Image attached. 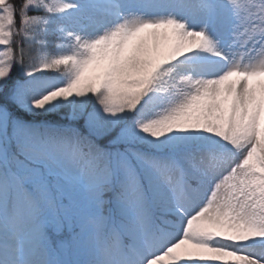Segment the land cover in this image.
Listing matches in <instances>:
<instances>
[{"label":"snow or ice","instance_id":"1","mask_svg":"<svg viewBox=\"0 0 264 264\" xmlns=\"http://www.w3.org/2000/svg\"><path fill=\"white\" fill-rule=\"evenodd\" d=\"M0 264H264V0H0Z\"/></svg>","mask_w":264,"mask_h":264}]
</instances>
